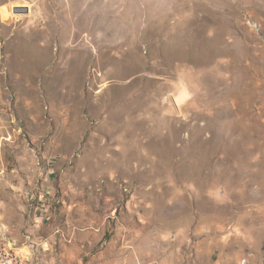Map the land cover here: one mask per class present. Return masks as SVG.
<instances>
[{"label":"rangeland","instance_id":"374dc122","mask_svg":"<svg viewBox=\"0 0 264 264\" xmlns=\"http://www.w3.org/2000/svg\"><path fill=\"white\" fill-rule=\"evenodd\" d=\"M5 255L264 264V0H0Z\"/></svg>","mask_w":264,"mask_h":264},{"label":"built area","instance_id":"2783aa9c","mask_svg":"<svg viewBox=\"0 0 264 264\" xmlns=\"http://www.w3.org/2000/svg\"><path fill=\"white\" fill-rule=\"evenodd\" d=\"M18 261L19 257L15 255H5L0 259L2 264H18Z\"/></svg>","mask_w":264,"mask_h":264},{"label":"bare ground","instance_id":"6f19581e","mask_svg":"<svg viewBox=\"0 0 264 264\" xmlns=\"http://www.w3.org/2000/svg\"><path fill=\"white\" fill-rule=\"evenodd\" d=\"M15 13V12H14ZM17 14V13H16Z\"/></svg>","mask_w":264,"mask_h":264}]
</instances>
